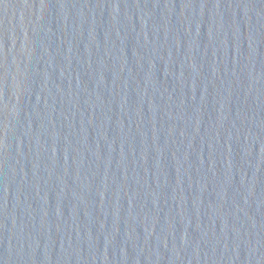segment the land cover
Wrapping results in <instances>:
<instances>
[{
    "label": "water",
    "instance_id": "1",
    "mask_svg": "<svg viewBox=\"0 0 264 264\" xmlns=\"http://www.w3.org/2000/svg\"><path fill=\"white\" fill-rule=\"evenodd\" d=\"M0 264H264V0H0Z\"/></svg>",
    "mask_w": 264,
    "mask_h": 264
}]
</instances>
